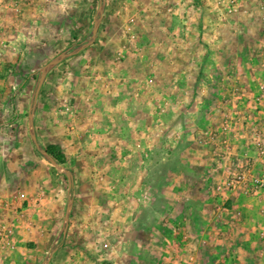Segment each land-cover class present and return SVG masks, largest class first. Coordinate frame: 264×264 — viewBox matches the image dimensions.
<instances>
[{
  "label": "rangeland",
  "instance_id": "1",
  "mask_svg": "<svg viewBox=\"0 0 264 264\" xmlns=\"http://www.w3.org/2000/svg\"><path fill=\"white\" fill-rule=\"evenodd\" d=\"M188 1L190 4L186 10L187 15L190 17L197 16V10L201 6L204 7L202 13L199 14L204 15L206 18L205 24H201L203 27L202 31L216 32L222 35H227L229 31L232 33H235V31L239 32L237 24H227L225 20L232 16L242 14L240 17H243L245 15V8L242 6L243 0H219L220 3L217 5L220 6L221 12L218 9L214 10L213 5H210L211 3L209 2L214 0ZM254 1L258 3L260 0ZM38 2H44V8L50 6L55 11L63 9L69 14H71L70 12L73 13L69 19H64L59 24L45 22L42 25L44 28L41 27L39 31L35 29V26L33 28L30 27L29 32L27 30V36L29 37L24 36L21 38L22 41L30 42L33 40V44L40 47V43L44 41L43 53L46 56L42 58L43 60L40 59L41 56L36 55L37 53H34L35 55L13 56L14 66L21 65L19 68L17 67L18 70L14 73L20 72L21 68H25L23 79L28 80L30 84L21 81L22 75L19 74L21 76L19 78L20 76L12 74V85H17L11 87L10 83L9 88H7L1 84L3 88L0 87L2 97L9 94L14 100L13 112L24 116V123L20 125V122H18L17 126L15 125L18 134H14V141L18 140V143H20V149L13 153V160L16 162L13 161V164L7 162L11 158L5 155L3 161L6 164L0 166V227L4 224L9 225L12 229V233L9 236L11 240L10 247L4 246L2 241L4 233L0 230V264H46L53 259L55 260V258L59 259L68 255L70 248L67 245H69L70 241L91 240V234H94L84 232L75 224L73 229H71L69 225L73 211H77L76 217H79V214L82 217L86 211L85 209H87V204H90V201L86 200V196L83 193L85 181L93 180L95 183H105L107 176L105 170L101 166L92 169L76 163L71 158V153L66 148L53 142L52 136H49L46 131L43 133L37 122L39 115L41 119L40 124L50 123L51 126L55 112L58 117L65 120L63 127L67 129L69 123L74 119L76 112L78 115L82 113V111L78 112L79 101L77 102V98L90 96L80 92V90H85L84 88H77V91L65 88L62 90V94L60 93L61 89L58 87L62 82L65 83V86H68L67 82L69 80L76 81L79 76L83 82L93 81L102 83L116 81L115 86L117 87L114 89L119 92L122 89L125 95L124 99L130 102L129 107L136 109V120L130 122V127H135L134 131L136 129V134L132 139V146L128 150L118 153L122 161L125 162L126 176L136 175L137 178L142 172L156 171V185H158L156 190L159 189L162 195L165 193L167 174H171L170 172H173V169L165 167L164 164L160 168L153 169V166H149L148 162L143 160L140 153L137 150L135 152L133 149L135 142L136 145L142 142L146 146L162 144L163 142L161 143V139L158 136L160 129L177 131V133L182 132V137L180 140L178 139L177 147L170 154L171 156L182 148L188 150L184 156L190 159L192 156L193 160H191L193 162L190 168L194 173L198 170V153L202 155V159L209 165H213V162L219 161L221 169L217 172L220 178L228 175L229 171L236 167L233 165L234 160L231 156H228L224 152L226 145L231 147V154L235 153L237 161L241 156L242 150L240 149H245L244 147L251 143L253 138L257 137L260 141L264 142V52L258 55L253 53L250 57H247L245 53L239 56L238 60H236V68L240 71H236L235 68L232 70L234 73L231 77H235L233 80L232 78L230 79V74L226 72L220 74V78H223L225 75L227 78L225 80L226 83H231V85L220 88L219 106L216 103L212 104L210 102L206 104L205 102V105H198L199 109L195 103L186 102L191 97L194 98L192 95H196L198 91L196 87L186 89H164L162 87L163 78L169 76L168 73L172 71L173 66L164 67L161 71H158V69L155 71L154 68L146 70L144 60L142 61L143 57L136 54V50L139 48L137 44L139 43V36L136 34H138L140 26L141 31H143V24L139 25L138 16L141 15V23L146 19H150V14H157L155 10L158 8V5L164 6V3L168 5L169 0H0V17L5 19L6 25V18L9 17H18L16 21L19 22L22 19L20 16L29 13V16L34 18L36 17L35 7ZM232 2L237 4L235 12L228 11V5ZM142 6L144 8L139 12ZM262 7V9L260 7L258 9L263 12L261 19L264 20V3ZM161 10L168 11L167 14L170 16H180L181 14L179 9L169 6L167 9L161 7L159 14H162ZM43 14L45 16L43 19H50L48 12ZM217 16L221 17L222 24L212 22L211 19ZM15 25L13 23V26ZM165 25L166 27H163ZM218 26L219 29L217 28ZM181 30H188L190 33L198 31L195 24L192 23L185 29L181 27L180 22L176 24L170 23V25L166 23L161 25L160 29H152V31L161 32H180ZM8 32H11L10 27L4 33L10 34ZM258 32H263L262 29L260 30V27L256 30V33ZM39 35L44 38L39 39L41 42L38 43L36 40ZM117 37L122 40L118 41ZM51 42L54 43L50 45ZM261 42L264 44V40ZM117 43H122L126 49H130L129 53L133 54V58L134 56L136 57V71L122 69V72L115 70L107 72L108 75L106 73L102 75L101 72H94L91 66L94 63L89 62L85 64V68L83 67L82 70H78L80 73L77 71L79 74L75 75L76 71L69 64L72 61L69 58L73 56H69L68 53H73L75 50L91 51V49L94 51H101L103 49L109 51L106 49H114ZM13 44L18 46L20 41H15ZM256 45H258V41H256ZM131 48L133 49L131 50ZM126 49L124 50L125 53H127ZM145 49L147 50V48ZM81 57L88 58L86 55H82ZM124 58L126 57L123 54L119 53L116 55L114 52L111 59L113 63L117 64ZM223 58L229 63L228 57ZM95 59L99 61L100 56H94V62ZM4 60L5 56L3 57ZM243 60H245V63ZM61 62L62 65L56 66ZM233 64L230 63L229 65ZM53 65L56 68L51 67ZM229 67L227 65L223 68L229 69ZM189 71L192 73L193 68ZM44 75L48 76V84L46 85L47 88L42 89L39 87V81ZM208 75L209 73H206V76ZM127 82L130 84L131 82H136V95L133 96L132 91L127 89ZM204 90L205 95L207 90ZM165 91L172 93L174 97L179 93L180 97L178 98L177 96L172 101L167 97V100H165ZM39 95L45 98L62 97L65 102L58 107L55 106V110L53 108L48 110L47 114L49 118H46L45 114L35 113L34 115ZM133 98H136V106L132 104ZM75 102H77V111H74ZM68 106L71 107L72 113L66 111L65 107ZM152 107H154L156 112H154V118L150 117V119L147 117L145 119L144 117L143 119L142 116L150 108L152 109ZM197 108V112H202V114H206L207 117L213 119H210L208 124L205 125L199 122V124L191 125L189 128L184 125L176 126L173 119H176V123H179L177 125H180V120L184 119V116L188 114V117H190L191 114L195 113ZM28 116L29 120L31 117V121H29V126L27 127ZM1 120L3 121V118ZM16 127L13 126V128ZM41 127L43 128L42 125ZM70 127L72 128L73 124ZM211 129L212 131H218L214 144L206 141L204 136ZM50 146L55 149L57 157L61 162H57L47 154L46 149ZM213 149H215L214 159L212 156ZM92 154L94 153L89 152L88 157L83 156L90 159ZM155 156L156 154L154 153L152 155L153 160ZM75 164H78V166ZM254 172H264L262 165H256ZM130 173L132 174L130 175ZM59 177L62 179L61 192H58L54 188L56 178ZM208 180V182H212L211 178ZM180 181L187 185L188 177ZM146 183L142 187V190L150 189L154 193L151 202L138 204L135 199L131 198V201L135 202L138 207L146 209V223L144 222L143 226H139L140 223L136 221V232L132 233L127 239L131 243L135 242L136 251L131 250L128 252L125 236L122 237L119 233L116 236L110 237H100L98 233L94 235L93 239H98L99 243H102L105 252L113 246L116 249L114 241H121L123 246L120 244L117 248L119 251L128 253L129 264H182V261L188 259L190 256L194 257L195 264H218V260H221L224 257L223 254L226 253L228 255H225V257L228 258V261L230 260L229 264H264V244L258 240L259 235L261 233L264 234L263 198H256V200H250L251 202H249L246 199L240 198L239 200H235L231 197L230 199L222 198L221 201H218L219 203H215L210 197V191H203V197L201 198L205 201V207H201L202 203L200 204V201L196 199L197 195L194 192L195 184L190 185V187L186 186L187 189L185 188V191H182L188 196L187 202L191 206L192 213L189 215V226L185 224L187 227L185 228L182 225L183 220L177 219L178 217H173L177 221L173 220L171 222L167 220L168 217L165 213L168 210V201L165 203L164 197L156 202V206L152 210L145 208L152 205L156 198L154 196L156 192ZM43 184L50 188L51 193L53 190L57 192L56 196L50 194L49 197L51 198L47 203L44 201V195L41 194ZM209 185L208 183L205 184L206 190L211 188V186L209 188ZM167 192L168 194L170 193V191ZM20 193L23 194V197L14 199V196ZM132 193H138L134 185L128 189V194ZM54 199L58 200L54 201ZM94 201L92 200V202ZM177 203L179 204L178 210L180 211V205L183 204V200ZM53 206L55 210L57 209L55 211L57 215L54 217L55 219H50L51 216H40L43 209H51ZM221 206L228 210H240L243 217L237 220L234 215L229 213L230 211L227 213L222 211L217 216L212 217L213 215L210 214L212 210H215V208L221 209ZM198 207L203 208V215H197ZM153 212H156V216H152ZM133 214V218L135 219L136 215L135 213ZM199 220H203V222H199ZM52 222L54 223L52 224ZM201 224H204L205 227L200 228ZM99 243L98 245H101ZM106 245L107 247H105ZM105 257L101 251L100 261H106L102 260ZM166 257L169 259L167 260Z\"/></svg>",
  "mask_w": 264,
  "mask_h": 264
},
{
  "label": "crops",
  "instance_id": "2",
  "mask_svg": "<svg viewBox=\"0 0 264 264\" xmlns=\"http://www.w3.org/2000/svg\"><path fill=\"white\" fill-rule=\"evenodd\" d=\"M43 3L44 2L37 3L35 7L36 17L34 18L30 17L29 13H27V15L23 14V16H20L22 19L19 22L16 21V18L18 17H9L6 18V25L5 19L0 17V49L3 50L5 56V60L0 64V87H2L1 84L7 88H9L10 83L11 87H15L17 85H12V74H15L16 76L22 75L21 81L26 82V84H30L28 80L23 79L25 68H21L20 72L14 73L21 65L17 66L18 68L14 66L12 60L13 56L31 54L35 55L34 53H37L36 55L41 56V60H43L42 58L46 56V54L43 53L45 42H41L39 40L43 39V36L39 35L36 40L38 43L41 42V47L33 44L34 41L32 39L30 42L22 41L21 38L24 36L29 37L27 36V30L29 32V28H33L35 26V29L39 31L45 22L59 24L64 19H69L70 15L73 13L70 12L71 14H69L63 9L59 8L58 9L60 11L57 10V12L50 6L44 8ZM209 3H211L210 5H213L214 10L218 9V11L221 12L220 6L217 5L220 3L219 0H214ZM263 3V0L258 1V3H256L254 0H243L242 6L245 8V15L240 17L242 15L240 14L225 20L227 21V24H237L239 26V32L235 31V33H232L228 30L229 32L227 35H222L221 33L202 31L203 27L201 24H205L206 18L204 15L199 14L202 13L204 7L201 6L199 10H197V16L190 17L187 15L186 10L189 8L190 4L188 0H180L175 2L173 0H169L168 5L166 3H164V6L158 5V8L155 10L157 14H150V19H146L141 23V15L138 16L139 25L143 24V31H141L140 26L138 34H136L139 36V43H137L139 48L136 50V54L140 57H143L142 61L144 60L146 70L154 68L155 71L157 69L158 71H161V69L164 67L168 68L173 66L172 71L168 73L169 76L167 78H163V86H161L164 89H186L196 87L198 90L196 95H192L194 98L191 97L189 101H186L187 103H195V105H197L196 107L199 109L200 107L198 105H205V102L206 104H209L210 102H212V104L216 103V105L219 106L220 88L231 85V83H226V76L224 75L223 78H220V74L222 72H226L230 74V79L232 78L233 80L235 77H231L234 73L232 70L235 68L236 71H240L236 68V60H238L239 56L245 53L247 57H250L253 55V53L258 55L264 52V48H262L264 44L261 42L264 40V20L261 19L263 12L259 11L263 8ZM197 5L199 6L198 3ZM168 6L179 9L181 11L180 16H170L167 14L168 11L164 10H161L163 15L159 14L161 7L167 9ZM259 7L260 9H258ZM143 8L144 6H142L139 12H141ZM46 12L50 14V19H43L45 17L43 13ZM211 20L216 24H222L220 16L212 18ZM179 22L181 27L185 29L188 28V25L193 23L195 24L198 31H192L191 33L188 30H181L180 32L152 31L154 28L160 29L161 25L166 23L167 25H170V23L176 24ZM13 23L16 25L13 26ZM9 27L11 32L8 33L10 34L4 33L6 29H9ZM163 27H166V25ZM259 27L263 32L256 33V30ZM12 28H14V30H12ZM217 28L219 29V26ZM142 32L144 33L142 34ZM116 39L118 41L122 40L118 37ZM15 41H20V44H18V46L13 44ZM256 41H258V45L255 46ZM147 42H149V44H147ZM53 43L54 42H51L50 45ZM145 48H147V50ZM125 49L126 48L124 45H122V43H117L114 49H106L109 51H105V49L101 51H94L93 49H91V51L75 50L73 53H68L69 56H73L69 58L72 60L69 64H71V68L76 71L75 75L79 74L80 71L78 70H82L85 64L89 62L94 63L93 65L90 64L94 72H101L102 75L105 73L108 75L107 72H112L115 70L122 72V69H129L133 70L134 72L136 71V57L134 56L133 58V54L129 53L130 49H126L127 53H125ZM132 49L133 48H131V50ZM114 52L116 55L119 53L123 54L126 58L117 64L113 63L111 58ZM82 55H86L88 58H82ZM94 56H100V60L97 61L95 59L94 62ZM146 57H148V59H146ZM223 57H228L229 63ZM79 60L80 62L78 63ZM243 61L245 63V60ZM230 63L234 64L229 65ZM59 65H62V62L56 66ZM227 65L230 66L229 69L223 68ZM56 66L54 67L53 65L51 67L56 68ZM192 68L193 71L190 73L189 70ZM206 73H209V75L206 76ZM19 78H21V76ZM47 78L48 76L44 75L43 78L40 79V88H47ZM115 83L116 81L102 83L93 81L83 82L80 76L78 79H76V81L69 80L67 82L68 86H65V83L62 82L58 86L61 89L60 93L63 94L62 90L65 88H68V90L70 88V90L73 89L76 91L77 88H84L85 90H80V92L90 96L77 98V102L79 101L78 112L82 111V113L78 115L76 112L74 119L71 123H69V127H67V129L63 127V122H65V120L58 117L55 112L53 114V123L51 126L50 123L40 124L41 119L38 115L37 122L42 132L44 133L46 131L49 136H52L53 142H56L59 146L66 148L67 151L71 153V158L74 159L76 163L83 166L85 165V167L87 166L92 169L101 166L107 174L105 183H95L93 180L85 181L83 193L86 196V200L90 201V204H87V209H85L86 211L83 213L82 217H80L81 214H79V217H76V210L73 211V215L71 216L69 228L73 229L75 224L84 232L94 233H90L91 240L86 239L84 241H70L69 245H67V247L70 248L68 255L59 259L55 258V260L53 259L51 262H47L46 264H129L128 253L126 254L124 251L118 252L116 250L113 252L107 250V252H105L103 250L102 243H99L98 239H93L94 235L98 233L100 237L116 236V234L119 233L122 237L125 236L128 252L131 250L136 251L135 242L131 243L127 239L132 235V233L136 232V221L140 223L139 226H143L144 222L146 223V209H141L137 206V204H135V202L131 201V198L128 196L129 187L134 185V187H136V192L138 191L139 193L147 182L146 184L150 185L153 191L156 192L154 195L156 198L154 199L152 205L145 208H147V210H152V208L156 206V202H158L160 198L164 197V202L166 203L168 201L169 211L167 210L165 213V215L168 217L167 220L171 222L173 220L177 221L176 219H173V217H178L177 219L183 220L182 225L187 228L185 224H188L189 226V215L192 213V209L190 204L187 202L188 196H186L184 194L185 192L182 190L185 191V188L187 189V187H190V185L192 186L195 184L194 192L197 195L196 199L200 201V204L202 203L201 207H205V201L201 198L203 197L202 193L203 191H211L210 186L214 183L213 181L219 178L218 172L216 171L217 161L213 162V165H209L204 159H202V155L199 153L197 158L199 159L197 166L198 170L195 173L192 172L190 166L193 162V159L192 156V160L184 156L188 151L184 150V148L180 149V151L178 150V152H175V154L172 156L170 155L166 161H163V163L160 165L162 166L164 164L165 167H170V169H173V172L171 171V174H167V178H164L166 180V186L165 193H163V195L159 189L156 190V187L158 186L156 185V171L154 172V170H151V172H142L138 175L140 178H136V175H132L130 177L126 176L127 171H125L126 169L124 168L125 162L122 161L118 153L123 150H128L132 146V139L136 134V129L134 131L133 129L135 127H130V122L136 120V109L129 107L130 102L129 100L124 99L125 95L122 89H120V92L114 89L117 87L115 86ZM126 87L129 89V91H132L133 96L136 95V82H131V84L127 82ZM204 89L207 90L205 95ZM164 95L165 100H167L166 98L168 97V99L171 101L177 96L178 98L180 97L179 93H177V96L174 97L172 93H169L168 91H165ZM63 102L65 101H63L62 97L55 96L52 98H45L44 96L40 97L39 95L37 98L36 112H34V115L35 113L41 115L45 114L44 116L49 118L47 114L48 110L52 108L55 110L54 107L64 104ZM77 102H75L76 106H74V111H77ZM14 104L15 102L9 94L3 97L0 94V166L6 164L3 161V157L5 155L11 158L7 162H10L11 164H13V161L16 162L13 160V153L20 149V143H18V140L16 139L17 141H14V134H18V131H16V126L18 122H20V125L24 123V116L17 115L13 112ZM132 104L136 106V98L132 99ZM198 108L196 109L195 113H193L194 115L191 114L190 117H188L189 114L184 116L185 118L180 120V125H177L179 123H176V119H173L176 126L184 125L189 128L191 125L199 124V122H202L204 125L208 124V121L213 118L207 117V115L202 114V112H197ZM154 112V107H152V109L150 108V110L145 115H143L142 118H152L155 116ZM1 118H3V121ZM29 121H31V117L29 120L28 116V120L26 122L27 127L29 126ZM13 122L15 123L13 124ZM72 124L73 127L71 128L70 126ZM13 126L16 128H13ZM240 150H242V148ZM89 152L94 154H92L90 159H87L85 156L89 155ZM208 153H210V151H208ZM214 153L215 149L212 150L213 159L215 158ZM234 154L231 156L232 159H235ZM154 161L155 159L152 162ZM78 164L75 165L78 166ZM160 166H153V169L160 168ZM219 169H221V167H219ZM213 170L216 171L214 174L211 172ZM131 174L132 173H130V175ZM185 177H188L187 185L180 181ZM60 178L61 177L56 178V184L55 186L53 185L54 188L58 190V192L61 190L62 184V179ZM209 178H211L212 182H208ZM207 183L210 184V189L208 190L205 189V184ZM43 185L44 186L41 194L44 195V201L47 203L51 198L49 197L50 194L56 196L57 192L56 190H53L51 193L50 188L45 184ZM167 191H170V193L168 194ZM209 193L213 202L219 203L212 196V193ZM234 199L239 200L240 198L237 197ZM57 200L58 199H54V201ZM92 200L95 201L92 202ZM96 200L100 202H97ZM180 200H183V204L180 205L181 210L179 211V204L177 202ZM248 201L251 202L250 200ZM56 210L54 206L51 209H43L40 216H51L50 219H55L54 217L57 216L55 214ZM229 210L215 208V210H212V213L210 214L213 215L212 217H215L222 211L227 213ZM202 211H204L203 208L198 207L197 215H203ZM133 213L136 215L135 219L133 218ZM229 213L231 214V212ZM152 216H156V212H153ZM199 222H203V220H199ZM53 223L54 222H52V224ZM201 227H205L204 224H201L200 228ZM98 243L101 245H98ZM101 251L102 255L106 256L102 260L106 261H100ZM166 259L168 260L169 258L166 257Z\"/></svg>",
  "mask_w": 264,
  "mask_h": 264
},
{
  "label": "built area",
  "instance_id": "3",
  "mask_svg": "<svg viewBox=\"0 0 264 264\" xmlns=\"http://www.w3.org/2000/svg\"><path fill=\"white\" fill-rule=\"evenodd\" d=\"M237 6L236 3H230L228 5V11L229 12H235V7ZM45 46V44H44ZM4 52L2 49H0V64L3 62ZM66 111L71 112V107H65ZM225 130V129H224ZM159 137L161 139V143L163 144H154V145H144L142 142L134 143L133 149L136 152V150L140 153L141 157L144 161L148 162V165L152 166H160L163 161L165 162L166 159L170 156V154L175 150L177 147V141L180 140L182 137V132L177 131H167L164 128L160 129L159 131ZM218 132V131H217ZM216 131H209L204 134L205 140L209 141L211 143H215V138L217 136ZM229 145H226L225 153H227L228 156H232L231 154L232 149ZM245 149H242L241 156L238 158L239 160L236 161V159H233V165L236 166L233 169H231L228 173V175L223 176L222 178H217L214 180L213 184L211 185V193L212 196L217 200V202L222 200V198H243L246 200H256V198H263L264 199V172L262 173H255L254 167L256 165H262V168L264 169V142L260 141L259 138H253V141L249 143L247 146L244 147ZM163 151V153H162ZM156 154L155 162L152 163V155ZM227 156V157H228ZM235 157V155H234ZM236 162V163H235ZM221 166V163L217 161L216 167L217 170H219V167ZM215 170L211 171L212 174L216 172ZM210 174V173H209ZM134 194V195H132ZM128 194L129 198H133L136 200L138 204H147L151 202L153 193L150 191V189H144L140 191L139 193L135 194ZM23 197V194L20 193L19 195H15L14 199ZM223 208V206H221ZM219 209V208H218ZM226 209V208H223ZM226 211V210H225ZM232 212L231 214L234 215L235 218L240 219L243 217L242 212L240 210H229ZM0 230L2 233H4L3 237V244L5 247L11 246V240L9 239V236L12 233V229L9 225H1ZM258 240L264 244V234L261 233L258 237ZM116 243V249H114L115 246L111 247L109 250L112 252L114 250L120 252L118 250V246L121 244L123 246V243L121 241H114ZM107 247V245L105 246ZM109 248V247H108ZM225 255H228V253L223 254V258L221 260H218V264H229L230 260L228 261V258L225 257ZM233 258V257H232ZM182 264H195L194 257L190 256L188 259L183 260Z\"/></svg>",
  "mask_w": 264,
  "mask_h": 264
},
{
  "label": "trees",
  "instance_id": "4",
  "mask_svg": "<svg viewBox=\"0 0 264 264\" xmlns=\"http://www.w3.org/2000/svg\"><path fill=\"white\" fill-rule=\"evenodd\" d=\"M46 151H47V154H49L54 160H56L57 162H61V160L58 159L56 151L52 146L48 147Z\"/></svg>",
  "mask_w": 264,
  "mask_h": 264
}]
</instances>
